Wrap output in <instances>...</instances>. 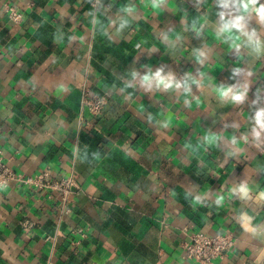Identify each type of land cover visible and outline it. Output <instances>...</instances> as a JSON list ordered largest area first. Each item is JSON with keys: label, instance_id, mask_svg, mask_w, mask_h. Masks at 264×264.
Returning <instances> with one entry per match:
<instances>
[{"label": "clouds", "instance_id": "9594fccd", "mask_svg": "<svg viewBox=\"0 0 264 264\" xmlns=\"http://www.w3.org/2000/svg\"><path fill=\"white\" fill-rule=\"evenodd\" d=\"M4 224L6 264H264V0H0Z\"/></svg>", "mask_w": 264, "mask_h": 264}, {"label": "crops", "instance_id": "0c3cea01", "mask_svg": "<svg viewBox=\"0 0 264 264\" xmlns=\"http://www.w3.org/2000/svg\"><path fill=\"white\" fill-rule=\"evenodd\" d=\"M154 23H163V21L162 20H157V21H154ZM143 27L145 29H147L149 33L152 31L151 26L144 25ZM142 38L143 37L138 34L137 36H135L133 38V44L136 42V40L142 39ZM159 46L161 47V49L163 51V46L162 45H159ZM131 47H132V45L122 44L119 47H113V48H108V49H100L99 48V45H97V51L99 53L100 58H103V56L105 54H110V55L114 56L116 59L120 60V62L123 64V63H127L128 61L131 60L130 57H127V56L124 55L123 49L124 48H128L129 50H131ZM95 60H96V57L93 56V58H92V64H93V66L95 65ZM154 63H155V61H154ZM177 70L178 71H183L184 69H183V67H181V68H179ZM80 95H81V93L79 91L74 90L73 95L68 98V104H69V106L72 107L76 111H78V109H79V97H80ZM169 99H172V97H169ZM153 111H154V109H153ZM85 114L87 115V111H86ZM130 118H131V114L128 113V112H125L124 115L121 117V119L112 127V129H105L104 131L107 132L109 135L114 134L116 131L121 130V126L123 125V123L125 121H127L128 119H130ZM193 119H195V117H193ZM135 123H136V125L138 127H141V128L144 127L143 125L140 124L139 121H136ZM123 130L125 132L128 131V129H123ZM145 132H146V135H147V139H145L144 137L140 136V137H138L140 139L137 141V143L138 144H143V145L147 146V145H149V144H151V143L154 142V137H152V135H151V130L145 129ZM172 147L174 148L175 145H173ZM51 151L54 152V153H58V152L61 151V149L53 148V149H51ZM172 155H175V153L173 152ZM58 162H59V157L58 156H53L52 157V163L58 164ZM117 163L123 164L129 171L133 172L135 176H139L141 173L146 174L144 172V169L141 168L138 164H136L135 161H131V160H128V161L118 160ZM13 170L15 172H17V173L19 172L18 169H15L14 168ZM80 171H82V170H80ZM185 171H188V170L186 169ZM36 174L37 173H34L33 175H36ZM92 178L93 177L89 176L87 178L86 184L87 183H91ZM105 198L106 199H111L112 198L111 197V194L110 193H105V196L102 199H105ZM38 199H40L42 201H46V203H45V205L43 207L36 208V207L33 206L32 200L29 199V201H28V208L31 209L32 214L35 215V216H38V217L39 216H42L43 213H44L45 208H47V209H49L48 215L51 216L52 215V212L50 210L55 207V203H51V202L47 201L44 195L39 196ZM161 206H163V201H161ZM5 207L7 208V211L10 213L11 212V207L10 206H7V205ZM26 214H27L26 212L17 214L15 216V220H17V221L22 220L23 217ZM185 214L186 215H189V216H193L194 215L192 213H188L187 211H186ZM219 220H220V218H217V221L218 222H219ZM51 223L52 222L49 221V225ZM197 223L199 224V219L198 218H197ZM45 226L47 227L48 225H45ZM63 227L66 228L67 225H64ZM116 228L120 232H124L125 231V229L121 225H119V224L116 225ZM36 230L39 231V229H36ZM6 235H10V230L8 228V225L7 224H4L3 226H0V238H3ZM17 242H19V241L17 240ZM93 242L94 243H98V253L99 254H103L106 258L111 255V253L108 252L104 248V246L102 244H99V242H96V241H93ZM179 242L180 241H177V243H179ZM70 243H71V241H65L64 247L61 248L59 250V252H63L69 246ZM118 246H121L122 247V245L119 242H118ZM161 247H163L166 251H168L171 254V249H168V247H167L166 244H162ZM49 248H50V245H45V247L43 249V252H44V255L45 256H47L49 254V251H48ZM59 252H58V255H59ZM20 259L23 260V256H21ZM32 259H35V256L34 255H30L29 256V261H31ZM0 264H6V261L4 259H0ZM41 264H45V262L44 261H41ZM57 264H60V262L58 261ZM165 264H171V258H169V260L166 261ZM193 264H194V262H193ZM213 264H218V262L213 261Z\"/></svg>", "mask_w": 264, "mask_h": 264}, {"label": "built area", "instance_id": "2783aa9c", "mask_svg": "<svg viewBox=\"0 0 264 264\" xmlns=\"http://www.w3.org/2000/svg\"><path fill=\"white\" fill-rule=\"evenodd\" d=\"M14 171V170H13ZM15 172V171H14ZM38 174V173H37ZM36 174V175H37ZM27 178V177H26ZM45 183H47V182H45ZM53 183H54V181H53ZM45 194H44V196H45V198H46V200L47 201H49V202H51V203H55V207L57 206V202L54 200V199H50L49 197H52L53 196V192H52V190H51V188H45V189H43L42 190ZM73 191H75V189H73Z\"/></svg>", "mask_w": 264, "mask_h": 264}]
</instances>
